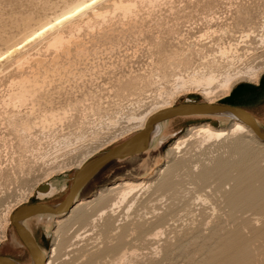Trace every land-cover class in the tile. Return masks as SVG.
Segmentation results:
<instances>
[{
    "label": "rangeland",
    "instance_id": "obj_1",
    "mask_svg": "<svg viewBox=\"0 0 264 264\" xmlns=\"http://www.w3.org/2000/svg\"><path fill=\"white\" fill-rule=\"evenodd\" d=\"M117 1L0 0V255L16 248L24 252L12 224L5 225L6 212L63 199L85 153L107 150L131 136L122 134L134 125L129 115L154 106L161 91L178 90L174 104L188 100L191 93L180 90L186 78L185 86L198 87L200 94L193 95L205 101L201 91L222 93L227 78L232 79L229 93L240 84L264 79V0H123L131 3L127 13L114 5ZM86 2L91 7L86 8ZM50 23H56L52 30ZM42 28L46 31L39 35ZM250 30L255 32L242 37ZM204 31L206 39L200 37ZM58 32L61 45L48 46ZM222 46L229 54L221 55ZM254 70L259 71L258 82L249 76ZM210 76L215 80L208 86L204 81ZM194 78L202 84H194ZM21 84L30 90L23 98ZM244 107L264 127V102ZM214 119L221 126L230 123L224 117L170 120L151 148L113 161L96 174L80 198H90L124 178L150 179L156 185L136 191L129 211L127 201L102 221L92 215L97 207L88 210L89 219L72 218L53 264H232L226 258L234 237L239 244L246 242L249 251L236 264H264V196L254 203L240 201L249 181L264 172V147L255 158H246L245 168L255 169L254 179L253 175L242 180L237 168L230 167L224 178L213 167L227 159L232 165L250 150L233 154L227 143L213 140L202 145L192 139L193 145L190 140L177 153L179 160H173V165L179 162L169 172L175 185L168 189L158 184L176 136L192 124ZM247 140L246 144L252 141ZM60 165L65 169L59 170ZM211 167L213 175L203 180L200 174ZM46 182L57 192L40 197L39 188ZM237 183L241 184L235 188ZM237 190L240 198L231 204ZM31 191L29 200L18 204ZM112 197L105 198L106 205ZM54 221H27L32 232L41 234L40 248L48 260ZM122 252L127 256L120 262ZM25 261L31 259L26 256Z\"/></svg>",
    "mask_w": 264,
    "mask_h": 264
},
{
    "label": "bare ground",
    "instance_id": "obj_2",
    "mask_svg": "<svg viewBox=\"0 0 264 264\" xmlns=\"http://www.w3.org/2000/svg\"><path fill=\"white\" fill-rule=\"evenodd\" d=\"M90 5V2H86V8H87V5ZM80 5V4H79ZM88 7H91L89 6ZM117 8H121L122 10H124L126 13L131 10V3L130 2H124L123 0H118L117 2H115L114 4ZM133 6V4H132ZM79 7V6H77ZM76 7V8H77ZM72 10L75 11V7L74 9H71L69 13L72 12ZM78 11V9H76ZM80 10V9H79ZM76 11V12H77ZM74 13V12H72ZM99 13V12H98ZM97 13V14H98ZM67 14V13H66ZM62 15L63 17L66 15ZM96 14V13H95ZM125 14V13H124ZM101 15V13H100ZM71 16V15H70ZM62 18V17H61ZM60 18V20L58 21H61L62 19ZM66 19L68 18L67 16L65 17ZM71 18V17H70ZM65 20V19H64ZM60 23V22H58ZM56 26V23L55 24H48V30H52L53 27ZM45 28V26L43 27ZM43 28L41 29V32L39 31V35L40 34H43L44 31L46 30H43ZM212 29V27H211ZM43 30V31H42ZM209 30V29H208ZM55 31V30H54ZM215 31V30H214ZM218 31V30H217ZM222 31V30H220ZM51 32V31H50ZM255 30H250V33L249 31L245 34L242 35V37H249L251 35V33H254ZM52 33V32H51ZM61 33V32H60ZM213 33V32H212ZM210 34V33H209ZM212 35V34H211ZM215 35V34H214ZM200 37L203 39V38H207L208 37V31H204L203 33L200 34ZM210 37V36H209ZM262 40H264V36L262 37ZM63 41V36L62 34H59L58 33H55L54 36L52 37V39L50 40L49 42V45L48 46H60L61 43ZM219 42V41H218ZM222 43V42H221ZM231 45V44H230ZM225 46V45H224ZM233 47V46H232ZM232 47H229L232 48ZM222 48H224L222 46ZM228 49V50H229ZM222 50V49H221ZM234 50V49H233ZM222 54L221 55H224L226 54L228 51L227 49H223L222 51H220ZM235 52V50L233 51ZM232 52V53H233ZM229 54V52H228ZM234 55V54H233ZM252 67V66H251ZM250 68V67H249ZM260 68V67H259ZM257 68V69H259ZM249 70V69H248ZM252 71V70H251ZM248 72V71H247ZM245 72V73H247ZM228 73V72H227ZM211 74V73H210ZM214 74V73H213ZM240 74V73H239ZM194 75V74H193ZM212 75V74H211ZM230 75V74H229ZM228 75V76H229ZM249 76L256 82H258V76H259V71L258 70H254L253 72L249 73ZM201 77V76H200ZM207 77V75L205 76ZM26 78V77H25ZM181 78V77H180ZM234 78V76H233ZM249 78V77H248ZM23 79V78H22ZM186 79V78H184ZM184 79H181L180 81V84L183 85L180 87V90H183V91H187L188 93H191L190 95V99H195V93H199L197 90L196 87H187L185 86V84L187 83L186 80ZM205 79V78H204ZM251 79V80H252ZM25 80V79H24ZM29 80V79H28ZM27 78H26V82H28ZM215 80L212 76L208 77L205 79L204 83L206 82L209 86V84ZM232 79L230 78H227L226 81L224 82V87L226 88V91L222 92V93H216L215 91H211L209 89V91H204L202 90L201 88V92L203 93V97L205 96V101L208 102V103H217L215 102L218 98L223 99L225 98V96H229L230 95V84L229 82L231 81ZM190 81V80H189ZM192 82L194 84H202L203 81L199 80V79H196L194 78V80H192ZM19 82H17L16 84H18ZM23 83V82H21ZM34 84V83H33ZM193 84V85H194ZM213 84V83H212ZM248 84H252L254 86H257L256 84H253V83H248ZM223 85V84H222ZM17 86V85H16ZM180 86V85H179ZM197 86V85H196ZM207 86V87H208ZM36 87V86H35ZM33 87V88H35ZM200 87V86H199ZM205 87V86H204ZM220 87V86H219ZM223 87V86H221ZM20 91H19V97H25L28 92L30 90H28L24 84H21V87H20ZM30 88V87H29ZM31 89V88H30ZM218 89V88H216ZM34 92V91H33ZM13 95L15 94V92H12ZM35 93V92H34ZM165 93V95H164ZM178 93V90L177 91H170V92H162L160 93V96H161V100L158 101L154 106H151L150 108H148L144 113L142 114H137V113H132L129 115L128 117V120H134V125H132L131 127H129L126 132H122V134L124 133H127L125 136L127 135H133L134 133L136 132H139L141 130H143L148 121L150 120V118L152 116H154V114H156L157 112H159L160 110L162 109H165V108H168V107H171L173 105H175V100H176V94ZM11 94V93H10ZM12 96V94H11ZM18 96V95H17ZM16 96V97H17ZM13 97V96H12ZM15 97V98H16ZM31 98V97H30ZM18 99V98H16ZM22 100V99H21ZM20 100V101H21ZM17 101V103H19L18 100H15ZM14 101V102H15ZM27 101V99L25 100V102ZM24 102V101H23ZM22 102V103H23ZM56 111V110H55ZM48 114V113H47ZM63 116V115H62ZM54 118V117H53ZM41 119V118H40ZM240 119L242 120H253V121H256L254 115H252L250 112L246 111L245 113H243L241 116H240ZM55 120V119H53ZM114 120V119H112ZM175 120V119H174ZM119 121V120H118ZM170 121V120H169ZM112 122V121H111ZM110 122V123H111ZM117 122V121H116ZM168 122V121H167ZM165 122V123H167ZM258 122V121H256ZM51 123V122H50ZM53 123V122H52ZM49 124V123H48ZM166 127V126H165ZM163 128H164V123L161 124L160 126H158V129L156 130L155 134L152 136V139H151V143H150V146L152 145V143L155 141L156 137L162 133L161 131H163ZM124 129V128H123ZM124 131V130H123ZM252 141L248 142L246 144V140L247 139H250ZM192 139H195L196 141L198 142H201L202 145L203 143H208L209 141H218L217 143H227L228 147L230 148V150H232L231 152L233 154L235 153H238V152H246L245 150H250L248 151L246 157L244 158V154L243 156L241 157L242 159H239L235 162L232 163V165H229V162H231L230 159H227V160H220L219 162H216V164L214 165L213 167V170H215L217 173L220 174V177H224L226 176L227 172H229V170L231 169L230 167H234L235 169L237 168L238 172H240V175H241V179L243 180L242 177L244 178H247L250 180V178L252 177L254 179L255 177V169L254 171H248V169L245 168V164H246V158H248L249 156L252 157V155L254 156L253 158L256 157V155H258V152L260 149H262V147H264V140L258 135V133H256L255 129L251 126H248L247 124L243 123L242 121H239V120H230V123L228 126H221L220 123H219V120L218 119H214L212 121H202V122H199V123H196V124H192L190 127H188V130L186 133H179L173 144L171 145V147L169 148V155H170V159L167 161L166 165L164 167H162L160 169V172H159V175H161L160 177V180L158 182V184H162V186H160L161 188L162 187H168V189H170L171 187H173L175 185V181L173 180V178L171 177V175H169L170 173H172L171 171L174 172L173 168L175 169L174 166H176V164L178 163H175L173 165V160H175V158L178 156L177 153L180 152L181 148H183L182 146H184L185 144L187 145V143L192 140ZM161 141V140H160ZM249 141V140H247ZM193 142V140L191 141V143ZM157 143V142H156ZM219 143V144H220ZM158 144V143H157ZM190 145V144H189ZM193 145V143H192ZM149 146V147H150ZM156 146V145H155ZM148 147V148H149ZM194 147V146H193ZM247 147V148H246ZM249 147V149H248ZM151 148V147H150ZM153 149V148H152ZM192 149V148H191ZM201 149V148H200ZM102 152L101 149H98V148H94V150H91L89 151L88 153H85L83 155H85L84 157H82L81 160L78 161L77 163V171L81 168H83L85 165H87L98 153ZM147 152V151H146ZM145 152V153H146ZM82 155V156H83ZM171 155H172V158H171ZM174 156V157H173ZM252 158V159H253ZM178 159V158H176ZM179 160V159H178ZM249 160V159H248ZM247 160V161H248ZM256 160V159H255ZM251 161V160H250ZM249 161V162H250ZM176 162V161H175ZM253 162V166L255 165L256 162H254L253 160L251 161ZM258 165V163H257ZM69 166V165H68ZM65 165L64 166H59V170H63L65 169ZM178 167V165L176 166V168ZM226 170V168H228ZM260 168V167H259ZM259 168H258V171H259ZM262 168H260L261 170ZM233 170V169H232ZM55 170H52L50 172L47 173L46 175V178L49 177L51 174H53ZM76 171V172H77ZM212 171V167L211 169L207 168L205 170L202 171V173L200 174L203 178V180L211 173ZM170 172V173H169ZM231 172V171H230ZM258 173V172H257ZM230 174V173H229ZM174 175V174H173ZM172 175V176H173ZM199 175V177H201ZM213 175V174H212ZM239 175V176H240ZM238 176V175H236ZM235 176V177H236ZM227 177V176H226ZM250 177V178H249ZM219 178V177H218ZM228 178V177H227ZM240 178V177H239ZM176 179V178H175ZM201 179V178H199ZM215 179V178H214ZM222 179V178H221ZM220 179V180H221ZM259 179V180H258ZM258 179L256 178L255 180H250L249 183H248V186L246 189H248L247 193H245L246 195L245 196H241L240 198V195H239V198L241 199L240 201H242V198H244V200H246L247 202L251 203V202H255L258 198H260L261 196H264V172L263 174L260 173V175L258 176ZM46 180V179H45ZM44 180V182H45ZM202 180V179H201ZM207 180V179H206ZM217 180V179H216ZM240 180V179H239ZM242 180H240L242 182ZM246 180V179H245ZM244 180V181H245ZM240 181H236V182H240ZM248 181V180H247ZM257 181H260L259 185L257 184L256 185V182ZM72 182V181H71ZM202 182V181H201ZM40 183V182H39ZM238 183L236 184L237 186L235 188H237L239 185ZM41 184V183H40ZM153 184H155V182L151 181L150 179L147 180L145 178H141V179H132V178H124L122 179L121 181L119 180L118 182H115L113 184H110L102 189H100L94 196H91L90 198H80V197H77V199L75 200L74 204L72 205V208L68 211V213H63L61 215H58V216H40L38 219H42V220H48V221H52L53 219L55 220L54 222L56 223L57 227L55 229V238H54V244H53V247L51 248L50 250V253H49V260L48 258H46L47 256L45 255L44 251L41 250V254H40V257H38L37 259H35L34 263L33 264H53L54 261L56 260V257L60 251V249L62 248V244L64 242V240H66V236L65 234L67 233V230H68V227L70 226L69 225V221L73 218V220H79L81 219L82 221L86 218H88V210H90L91 208H95L97 209V211L95 212V214L93 213L92 215H96V218L97 219H100L102 221L101 218H103L106 214H111L115 211H117L116 209H119L120 207L123 206V204L125 202L128 201V206H127V210H131L132 208V196L135 194L136 191H139V190H142V189H149L150 187L153 186ZM199 184V183H198ZM242 184H244L242 182ZM156 185V184H155ZM247 185V184H246ZM213 186V185H212ZM65 187V186H64ZM242 187V186H241ZM245 187V186H244ZM158 188V187H157ZM175 188V187H174ZM178 188V187H177ZM233 189V188H232ZM241 190V189H240ZM243 190V189H242ZM242 190L240 192H242ZM245 190V189H244ZM238 191V190H237ZM237 191L233 192L231 197H230V202L231 204L233 203H237L238 199L239 198H236V194H239L240 192L238 191V193H236ZM57 192V188L52 185L51 183H44L40 186L39 188V192H38V195L40 197H45L47 195H55ZM246 192V191H245ZM210 194V193H209ZM212 194V193H211ZM30 195H32V191L28 193V195H26L25 197H23L21 200H20V203L18 204H23L25 202H27L29 200V197ZM109 195L113 196L112 199H110L109 201H112L110 202L108 205H106V200L105 198H107ZM213 195V194H212ZM244 195V194H243ZM110 198V197H109ZM263 199V198H261ZM108 201V202H109ZM239 201V202H240ZM264 204V203H263ZM18 206H16L15 208H17ZM247 208V207H246ZM250 208V207H248ZM14 207L13 209H10L6 212L5 214V225H8V223H11L12 224V220H11V216L12 214L14 213ZM13 212V213H12ZM94 212V211H93ZM113 214H116V213H113ZM90 216V215H89ZM110 216V215H109ZM92 217V216H91ZM111 217V216H110ZM95 218V217H94ZM93 219L94 220H96ZM106 218V217H105ZM89 219V218H88ZM92 220V218H91ZM105 220V219H104ZM103 220V221H104ZM72 221V220H71ZM92 221V222H93ZM97 221V220H96ZM76 222V221H75ZM115 222V221H114ZM27 222H25V225L27 226L26 224ZM74 223V221H73ZM95 223V222H94ZM97 223V222H96ZM111 223V222H110ZM252 223V222H251ZM254 223V222H253ZM72 224V223H71ZM84 224V223H83ZM90 225V224H89ZM97 225V224H96ZM103 225V224H102ZM13 226V225H12ZM91 226V225H90ZM94 226V225H93ZM28 227V226H27ZM71 228V227H70ZM15 229V228H14ZM29 229V228H28ZM239 231V230H238ZM123 232V231H122ZM17 233V232H16ZM261 234V232H259ZM68 235V234H67ZM156 235V234H155ZM263 235V234H262ZM80 236V235H79ZM260 236V235H259ZM258 237V236H257ZM259 238V237H258ZM245 240V238H244ZM228 241V240H227ZM242 241V240H241ZM247 241V240H245ZM230 242V241H229ZM248 243V241H247ZM250 245V244H249ZM225 246V245H224ZM67 247V246H66ZM226 248V247H225ZM229 248L231 249L230 250V256L226 258V261H229V263H232V264H236V262L238 263L237 260H239L241 257H246L249 256V251L246 247V242L244 243H240L239 244V241L235 240V237L232 239L230 245H229ZM229 250V249H228ZM223 251V250H222ZM228 252V251H227ZM126 253L127 252H122L120 257H119V261L122 262L124 260H126ZM224 253V252H223ZM223 256V255H222ZM116 259V258H115ZM225 260V259H223ZM216 261V260H215ZM249 261V260H248ZM241 262V261H240ZM216 263H219L216 262ZM214 263V264H216ZM243 263V262H242ZM241 263V264H242ZM28 264H31V262H29Z\"/></svg>",
    "mask_w": 264,
    "mask_h": 264
},
{
    "label": "water",
    "instance_id": "obj_3",
    "mask_svg": "<svg viewBox=\"0 0 264 264\" xmlns=\"http://www.w3.org/2000/svg\"><path fill=\"white\" fill-rule=\"evenodd\" d=\"M257 88V86L248 83L240 84L229 96L214 104L200 101L195 96V99L189 98L184 102H179L171 107L160 110L150 118L143 130L134 133L107 150L98 153L87 165L79 169L75 173L69 191L63 199L55 202L24 204L16 209L11 216L12 225L17 235L31 252V264L34 263L35 259L40 257L41 250L33 234L25 225V222L30 219L39 218L40 216H58L68 212L72 208L77 197H79L82 188L104 167L113 161L137 155L148 149L152 136L161 124L169 120L184 117H224L230 120L242 121L248 126L253 127L256 133L264 140V127L256 121L240 119V116L246 111L243 107L237 105L242 103L243 96L246 95L248 91ZM253 98H255V95L250 97V99ZM0 264L25 263L8 256L0 255Z\"/></svg>",
    "mask_w": 264,
    "mask_h": 264
},
{
    "label": "flooded vegetation",
    "instance_id": "obj_4",
    "mask_svg": "<svg viewBox=\"0 0 264 264\" xmlns=\"http://www.w3.org/2000/svg\"><path fill=\"white\" fill-rule=\"evenodd\" d=\"M256 85H257L258 88L257 89H254V90L248 91L247 94L243 96L242 103L241 104H237V105L243 107L245 111H248L252 115H254L256 121H258V123H259L258 116L256 114H254V112H252L250 109H248V108L246 109V107H244L245 105H250V104L257 105V104H261V103L264 102V79L262 80L261 83H257ZM253 95H255V98L250 99V97H253ZM39 221L49 222L48 220H45L44 221L42 219H39ZM13 232L16 235V237L18 238V240L21 243V245L23 246L24 252L21 253L16 248L15 250L4 252L1 255L8 256V257L17 259L20 262L27 264L26 261H25V258H26V256H28L31 259V252H30L29 248L21 240V238L17 235L16 230L14 229V227H13ZM31 233L33 234V236H34V238H35L38 246L40 247L41 242H42V239H43L42 236H41V234L38 231H36L35 233L34 232H31ZM40 250H42V249L40 248Z\"/></svg>",
    "mask_w": 264,
    "mask_h": 264
},
{
    "label": "crops",
    "instance_id": "obj_5",
    "mask_svg": "<svg viewBox=\"0 0 264 264\" xmlns=\"http://www.w3.org/2000/svg\"><path fill=\"white\" fill-rule=\"evenodd\" d=\"M29 230H30V228H29ZM31 231V230H30ZM32 232V231H31Z\"/></svg>",
    "mask_w": 264,
    "mask_h": 264
}]
</instances>
